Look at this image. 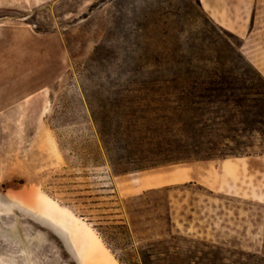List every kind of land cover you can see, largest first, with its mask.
<instances>
[{
  "label": "rangeland",
  "instance_id": "rangeland-1",
  "mask_svg": "<svg viewBox=\"0 0 264 264\" xmlns=\"http://www.w3.org/2000/svg\"><path fill=\"white\" fill-rule=\"evenodd\" d=\"M224 41L242 43L196 0H0V264H119L98 229L114 221L135 247L176 236L264 255V154L121 173L84 94L123 79V61Z\"/></svg>",
  "mask_w": 264,
  "mask_h": 264
},
{
  "label": "trees",
  "instance_id": "trees-1",
  "mask_svg": "<svg viewBox=\"0 0 264 264\" xmlns=\"http://www.w3.org/2000/svg\"><path fill=\"white\" fill-rule=\"evenodd\" d=\"M240 47L193 44L147 65L123 61V79L85 89L99 157L125 173L264 154V77ZM98 229L119 264H264V255L176 236L135 247L129 226L115 221Z\"/></svg>",
  "mask_w": 264,
  "mask_h": 264
},
{
  "label": "crops",
  "instance_id": "crops-1",
  "mask_svg": "<svg viewBox=\"0 0 264 264\" xmlns=\"http://www.w3.org/2000/svg\"><path fill=\"white\" fill-rule=\"evenodd\" d=\"M198 1L216 26L241 39L240 51L252 65H264V0Z\"/></svg>",
  "mask_w": 264,
  "mask_h": 264
},
{
  "label": "bare ground",
  "instance_id": "bare-ground-1",
  "mask_svg": "<svg viewBox=\"0 0 264 264\" xmlns=\"http://www.w3.org/2000/svg\"><path fill=\"white\" fill-rule=\"evenodd\" d=\"M50 140V139H49ZM54 140V139H53ZM38 142V141H37ZM51 144V143H50ZM54 145V144H53ZM52 147V145H51ZM56 147V146H55ZM53 149V148H52ZM58 151V149H56ZM54 153V152H53ZM58 154V153H57ZM49 155V154H48ZM46 157V156H45ZM31 167V166H30ZM224 168V171L225 173H233L232 169H231V166H229L228 164H225L223 166ZM44 199V198H43ZM9 204H6L2 201H0V206L2 207H6L8 206ZM17 207H19V209L21 208L20 206L17 205ZM22 209V208H21ZM28 213V212H27ZM29 213L32 215V217L38 222L40 223L41 225L43 226H46L48 228H50L54 233L55 235H57L61 241L64 243V245L66 246L68 252L70 254H72L75 258H77V255L75 254L74 252V247L72 245V242H71V238H70V235L67 231H65L64 229L60 228L57 224H55L52 220L48 219V218H45L35 212H30ZM28 213V214H29ZM47 229V228H46ZM90 264H104L102 261L100 260H97L95 258H93L90 262Z\"/></svg>",
  "mask_w": 264,
  "mask_h": 264
}]
</instances>
